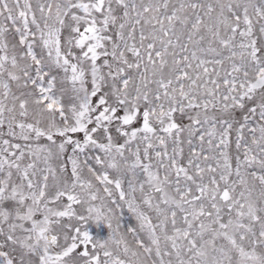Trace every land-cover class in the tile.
I'll return each instance as SVG.
<instances>
[{
    "label": "snow or ice",
    "instance_id": "obj_1",
    "mask_svg": "<svg viewBox=\"0 0 264 264\" xmlns=\"http://www.w3.org/2000/svg\"><path fill=\"white\" fill-rule=\"evenodd\" d=\"M0 264H264V0H0Z\"/></svg>",
    "mask_w": 264,
    "mask_h": 264
}]
</instances>
